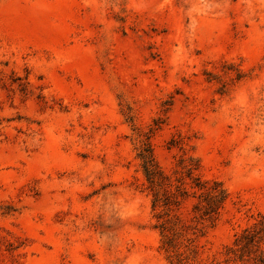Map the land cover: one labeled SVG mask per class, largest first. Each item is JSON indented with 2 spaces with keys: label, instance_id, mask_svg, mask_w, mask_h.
<instances>
[{
  "label": "rangeland",
  "instance_id": "obj_1",
  "mask_svg": "<svg viewBox=\"0 0 264 264\" xmlns=\"http://www.w3.org/2000/svg\"><path fill=\"white\" fill-rule=\"evenodd\" d=\"M261 216L264 0H0V264H257Z\"/></svg>",
  "mask_w": 264,
  "mask_h": 264
},
{
  "label": "trees",
  "instance_id": "obj_2",
  "mask_svg": "<svg viewBox=\"0 0 264 264\" xmlns=\"http://www.w3.org/2000/svg\"><path fill=\"white\" fill-rule=\"evenodd\" d=\"M143 163V168L148 181L152 186H156V207L163 205L170 207L178 203V197H183L187 194L182 184L176 186V193H173L170 189L173 186L171 179H169L155 162L152 150L147 146L139 155ZM188 171H190L188 169ZM199 189H205V193L202 195V201L195 208L202 219H208L214 221L219 211L222 209L224 203L227 200V192L222 188L219 183H214L208 187V183H198L196 185ZM164 231L173 232L171 236H167L165 245L167 249H173L176 247L175 241L178 233L174 228H169L166 225L163 226ZM264 241V216H261V221L252 228L246 229L243 234L236 239V247L238 250H232V253L236 254L237 251L242 253H252V248L257 244ZM257 264H264V256L261 253L256 258Z\"/></svg>",
  "mask_w": 264,
  "mask_h": 264
}]
</instances>
